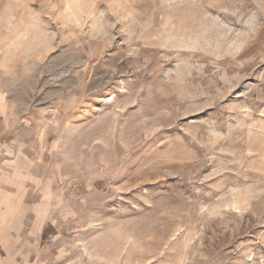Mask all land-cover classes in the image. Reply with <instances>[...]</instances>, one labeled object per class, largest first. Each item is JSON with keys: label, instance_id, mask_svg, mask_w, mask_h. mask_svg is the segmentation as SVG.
Instances as JSON below:
<instances>
[{"label": "rangeland", "instance_id": "obj_1", "mask_svg": "<svg viewBox=\"0 0 264 264\" xmlns=\"http://www.w3.org/2000/svg\"><path fill=\"white\" fill-rule=\"evenodd\" d=\"M0 115L41 264H264V0H0Z\"/></svg>", "mask_w": 264, "mask_h": 264}, {"label": "crops", "instance_id": "obj_2", "mask_svg": "<svg viewBox=\"0 0 264 264\" xmlns=\"http://www.w3.org/2000/svg\"><path fill=\"white\" fill-rule=\"evenodd\" d=\"M8 133L0 124V264H41L39 239L26 235L24 175L11 168L19 162L24 146L18 141L11 144Z\"/></svg>", "mask_w": 264, "mask_h": 264}]
</instances>
